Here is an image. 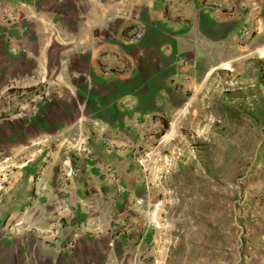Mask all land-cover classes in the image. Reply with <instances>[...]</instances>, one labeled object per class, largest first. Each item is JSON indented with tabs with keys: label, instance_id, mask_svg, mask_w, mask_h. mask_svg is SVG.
<instances>
[{
	"label": "crops",
	"instance_id": "1",
	"mask_svg": "<svg viewBox=\"0 0 264 264\" xmlns=\"http://www.w3.org/2000/svg\"><path fill=\"white\" fill-rule=\"evenodd\" d=\"M263 41L264 0H0V264H171L175 249L264 264L260 199L187 198L173 152ZM149 198L169 204L165 234L148 228Z\"/></svg>",
	"mask_w": 264,
	"mask_h": 264
},
{
	"label": "rangeland",
	"instance_id": "2",
	"mask_svg": "<svg viewBox=\"0 0 264 264\" xmlns=\"http://www.w3.org/2000/svg\"><path fill=\"white\" fill-rule=\"evenodd\" d=\"M257 47L249 60V69L235 76L228 98L217 106L219 114L213 116L214 121L210 122L208 116L204 118L202 123L212 124L211 130H215L211 132L202 124L195 133H184L183 144L174 151L171 149L186 162L183 167L190 169L184 174L187 198L197 196L188 192L189 186L218 188L221 192L215 196L219 203L222 200L237 205L239 198L240 203L250 202V196L254 195L260 199L259 208L264 212V41ZM171 175L168 187L172 189ZM164 202L166 208L169 204ZM255 222V217L242 221ZM174 253L171 264L194 263L192 259H181L178 249Z\"/></svg>",
	"mask_w": 264,
	"mask_h": 264
},
{
	"label": "built area",
	"instance_id": "3",
	"mask_svg": "<svg viewBox=\"0 0 264 264\" xmlns=\"http://www.w3.org/2000/svg\"><path fill=\"white\" fill-rule=\"evenodd\" d=\"M44 95L43 94H38L35 96V98L33 99V103H38L43 101L44 99ZM213 116L210 117L209 121L212 122ZM214 121V119H213ZM144 160H140V165L141 168L145 174V179L148 181V179L150 180V167H149V163L148 160L150 159V156H146L144 157ZM171 172L166 170L163 173H161L158 176V179H160V186L162 187L161 189H164L163 191V195L162 197H165V195H172L173 191L171 188L168 187V177H170ZM111 179L114 178V175H111L110 177ZM148 201L146 202V204H148L149 209H150V221L148 223V228L151 230H154L158 233H167V231L170 229L171 227V220L170 217L168 215V212L164 206V198H161L159 201L154 202L151 198L147 199ZM144 203L143 199H139L137 201V204L140 206ZM80 238V228H77V232H75L74 236L72 237V239L67 243V249L69 250H73L76 247L77 241ZM141 258L138 257L137 260H135V264H140ZM162 264V263H161Z\"/></svg>",
	"mask_w": 264,
	"mask_h": 264
},
{
	"label": "water",
	"instance_id": "4",
	"mask_svg": "<svg viewBox=\"0 0 264 264\" xmlns=\"http://www.w3.org/2000/svg\"><path fill=\"white\" fill-rule=\"evenodd\" d=\"M58 49L54 47V49L51 50V53H50V65L52 67V71H51V74H50V77L48 78V81L49 82H52L54 80V75L55 73L57 72L58 70V61H57V55H58Z\"/></svg>",
	"mask_w": 264,
	"mask_h": 264
},
{
	"label": "trees",
	"instance_id": "5",
	"mask_svg": "<svg viewBox=\"0 0 264 264\" xmlns=\"http://www.w3.org/2000/svg\"><path fill=\"white\" fill-rule=\"evenodd\" d=\"M183 172L185 173V172H187L188 170H190V169H187L186 167H183Z\"/></svg>",
	"mask_w": 264,
	"mask_h": 264
}]
</instances>
